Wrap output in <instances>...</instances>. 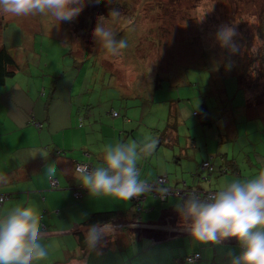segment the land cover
Wrapping results in <instances>:
<instances>
[{"label":"rangeland","instance_id":"374dc122","mask_svg":"<svg viewBox=\"0 0 264 264\" xmlns=\"http://www.w3.org/2000/svg\"><path fill=\"white\" fill-rule=\"evenodd\" d=\"M98 5L101 8L103 5L107 12L113 8L121 13L115 21L108 18L106 26L115 33L116 40L127 37L128 46L112 55L96 45L83 60L73 56L70 45L78 38L84 43L93 40L92 22L85 23L84 30L75 31L74 24L80 25V17L72 23L59 22L51 15L15 16L0 11V47L5 46L19 66L15 74L0 86V121L1 116L5 120L7 113H19L29 97H39L37 93H26L27 88L31 91L44 88L46 96L42 99L48 101L53 121L61 126L65 121L60 115L68 107L67 95L72 88L71 98L75 103L80 102L75 110L89 109L98 116L97 113L108 107L102 120L106 126L110 125L107 112L113 111L112 115L114 112L121 115L128 112L137 123L134 129L139 130L147 142L155 139L159 145L162 141L161 148L154 149L148 167H154L155 174L168 175L171 184L178 180L190 184L186 179H190L196 163L191 159V165L186 167L172 162V148L177 146V138L180 139L179 144L188 149L189 156L195 155L192 147H203L206 141L212 145L215 138L211 132L215 131L217 136V128L223 118L221 101L229 106L232 103L240 113L242 108L237 106L244 103V89L239 88L235 71L221 65L223 50L217 45L215 33L209 35L206 28L211 30L214 25L235 28L236 35L232 38L235 45L234 38L242 33L238 32L240 23H245V27L253 32L255 20L263 21L264 0H101ZM102 12L103 16H108L104 14L105 10ZM210 15L215 22L207 21ZM69 30L70 33L67 32ZM258 42L256 39V44ZM75 60L79 63L78 69L74 68ZM106 71H111L112 76ZM153 80L163 86L153 90ZM221 84L227 89L226 96L224 93L222 97L216 96ZM131 88L136 91L130 92ZM122 92L128 96L120 98ZM203 102L213 106V114L217 117L214 128L201 127L194 115ZM169 111L178 112L177 130H168L164 134L154 131L157 134H152L149 128L165 129ZM222 135L224 138L227 136L226 132ZM224 145L218 144V149ZM234 145L236 151L250 154L253 160V144L239 140ZM255 148L260 157L264 156L263 145ZM229 153L232 155L231 150ZM221 154L219 151L216 161L211 159L215 171L222 164ZM245 169L247 174L253 172L247 162ZM201 187L209 189L208 182L202 183ZM182 223L177 222L178 225ZM142 238L144 241L137 242L141 239L133 236V240L126 239L123 245L119 241L113 242L109 259L118 261L121 253L127 257L114 264H178L175 259L182 258L194 247L201 254V259L195 264H231L233 256H239L243 251L239 242L232 243L231 240L229 243L212 244L199 242L188 235L163 242ZM120 246L124 251L117 250Z\"/></svg>","mask_w":264,"mask_h":264},{"label":"crops","instance_id":"0c3cea01","mask_svg":"<svg viewBox=\"0 0 264 264\" xmlns=\"http://www.w3.org/2000/svg\"><path fill=\"white\" fill-rule=\"evenodd\" d=\"M31 92L37 93L39 97L26 99V104L19 113H7L5 120L1 116L0 198L4 197V200H0V220L5 219L17 206H32L37 210L40 217L38 242L47 251V257L44 260L33 261L32 264H114L127 257L126 254L122 256L120 253L118 261L114 258L109 259L108 254L113 250L111 246L114 241H119L123 245L126 239H130L129 237L133 240V236L141 239L137 242L144 241L142 237H148L154 242H163L180 236H191L184 231L183 223L177 224L178 221H182L179 213L182 203L179 197L169 196L165 202L147 198L143 204L144 211L139 212L132 206L130 200L90 195L75 175L77 162H88L93 167L103 166L104 149L107 145L116 143L128 145L135 142L139 156L137 162L139 178L154 179L164 175L155 174L156 169L148 167L152 161L151 155L156 149L161 148L162 141L151 154L145 155L143 149L147 141L139 134V130L134 129L137 123H134V118L129 116L128 112L124 115L117 112L114 116L111 108V113L107 112L110 115V125L106 126L102 120L103 113L108 107H104L100 114L97 113L98 116L88 110L83 111L79 108L75 110L80 102L75 103L71 98L72 88L67 95L68 107L60 115L65 123L59 126L55 124L48 110V101L42 99L46 96L44 88L41 91L39 88L34 91L26 89V93ZM0 93L2 94V89ZM124 96L128 95L122 92L120 98ZM31 100H34V103ZM80 101L83 102V99ZM230 105L225 118L224 116L222 118L224 125L222 124L221 131L217 133L219 140L215 131L211 132V136L215 138L212 139V145L206 141L203 147H197L198 149L192 147L195 154L193 156H189L188 149L179 144V138L177 146L172 148L174 164L179 166L184 164L187 167L191 165L189 162L191 159L196 163L195 171L190 172V179H186L190 184L187 181L186 183L192 187L205 189L201 184L208 182V190H218L228 182L251 178L264 171V156L260 157L259 151L255 148L259 144L264 146V92L253 99V95L244 91V103L237 106L242 108L241 113L235 110L236 107H233L232 103ZM30 116H34L35 120L41 123L40 128L30 124ZM149 130L153 134L157 129ZM223 132L227 134L225 138ZM239 140L245 144H253V160L250 154L236 151L234 144ZM193 143L195 144V141ZM222 143L225 144L224 147L218 149L217 145ZM230 150L232 155L229 153ZM219 151L222 152V164L214 171L211 181H207L200 165L207 157H213L216 161ZM224 154L226 156H223ZM166 160L168 161L167 157ZM246 162L253 170L250 174L244 171ZM241 163H244L243 167H240ZM221 170L222 173L219 172ZM229 172L231 174H228ZM218 174L222 177H217ZM51 179L57 180L59 184L57 189L50 187ZM168 181L172 186L183 183L178 180L171 184L169 179ZM78 187L85 188L81 199L74 195ZM102 211H117L116 221L96 226L84 224L90 213ZM130 221L143 229L140 230L135 224L126 225ZM93 229L101 234V239L94 246L90 243L89 247L82 249L77 235L81 234L88 239V234ZM109 237L111 239L107 240ZM234 239H226L223 242L229 243L227 240H231L232 243H237L238 241ZM117 250L124 251L122 246ZM195 252L197 251L193 247V250L184 256Z\"/></svg>","mask_w":264,"mask_h":264},{"label":"clouds","instance_id":"9594fccd","mask_svg":"<svg viewBox=\"0 0 264 264\" xmlns=\"http://www.w3.org/2000/svg\"><path fill=\"white\" fill-rule=\"evenodd\" d=\"M100 3L101 0H0V11L15 16L39 13L51 15L59 22H73L86 5ZM120 16L117 9L110 8L107 17H97L91 34L93 41L108 54L115 55L127 47L126 41H117L115 33L106 26L108 18L115 21ZM235 35V28L221 26L216 40L222 48L231 45L235 50L232 44ZM156 145L155 139L145 143V155L151 154ZM138 158L135 142L110 144L104 149L103 166L90 168L88 164H78L75 175L90 195L127 201L140 196L147 187L139 179ZM179 213L185 230L199 242L219 244L235 238L243 251L233 256L231 264H264V171L251 178L228 182L203 198L193 191L183 197ZM39 238L37 210L32 206L13 208L0 220V264H32L44 260L47 251L38 242ZM100 239L101 234L95 229L89 232L88 240L93 246ZM195 260L191 258L188 264H195Z\"/></svg>","mask_w":264,"mask_h":264},{"label":"trees","instance_id":"16d2710c","mask_svg":"<svg viewBox=\"0 0 264 264\" xmlns=\"http://www.w3.org/2000/svg\"><path fill=\"white\" fill-rule=\"evenodd\" d=\"M103 10H105L104 14H108V12L106 11V9L104 8L103 5H102V8H101V5H95V4L86 5L83 12L78 16V17H80V25L74 24L75 31L84 30L85 23L88 24V23L92 22L93 26H95L97 17L100 15H103V12H102ZM78 17L74 21H78ZM253 18L255 20L254 15H253ZM214 19L215 18H213V15H210V16H208L207 21L208 22H215ZM255 22H256V25L253 26V32L250 29L245 27V23H242L243 25L241 23L238 25V32H242V33L239 37L234 38L235 45H236L235 50L232 48L231 45L222 48L219 44H217L218 47L223 50V57L221 59V63H222L221 65L222 66L226 65L227 67H229L230 69L235 71V77L237 78L238 86L243 88L245 92L249 93L250 95H253V99L264 92V11H263V21L262 20L261 21L255 20ZM199 29H200V26H199ZM219 29H220L219 26L214 25V27L211 30L209 27H207L206 31L209 35L211 33H215V35H216V33L219 31ZM67 32L70 33V30ZM120 39L124 40V36H122V38H120ZM120 39L117 38V41H119ZM256 39H258V41H259L257 44H256ZM125 41H126L127 46H128V38L127 37H125ZM253 41H255V43L252 46ZM70 42H72V41H70ZM96 45L98 47H100V45L95 43L93 40L87 41L86 43H84L83 41H80L78 38L77 42L73 41L72 44L70 45V47H71L73 56H75L79 60L80 59L83 60L85 57H87L88 54H90L96 48ZM118 53L119 52H117V54ZM232 55L235 57L234 59H233ZM177 62H179V61H177ZM18 67L19 66L17 64V60L11 55V53L7 50V48L5 46H1L0 47V86H3L5 84L6 79L9 77H12L15 74V72L18 70ZM78 67H79V63L75 60L74 68L78 69ZM106 72L112 76L111 71H106ZM159 77H160V75H158V78ZM159 80H160V78H159ZM152 86H153V90H154L158 87H162L163 85L161 82H157V81L153 80ZM221 86L222 87L216 91L217 95L215 94V91L213 92L216 96L222 97V95L224 93L226 96V93H227L226 90L227 89H226V87H224V84H221ZM129 91L134 93L136 90L131 88V90H129ZM224 103L225 102L221 101V105H220L221 118L223 116L225 118V115L227 113L226 110L231 107V105L229 106V105L224 104ZM212 108H213V106H210L208 103L203 102L199 106V108L194 111V115L198 118V121H199V124L201 125V127H203V128L204 127H208V128L216 127L215 125L217 124V117L214 116ZM87 110H89V109H87ZM114 113H116V112H114ZM172 113H171V111H169L168 121H167L165 129L163 131H159L158 128H156L157 130H154L155 132H158L159 134H164L168 130H177V128H178L177 126L179 125L178 112L172 111ZM30 124H34L37 128L41 127V123H39V121L35 120L34 116H30ZM222 124L224 125L223 121H221L220 127L217 128V131H219V130L221 131ZM192 142H194V141L192 140ZM223 156H226V154H224ZM212 158L207 157L204 161H202V163L200 165V168H201L202 164H204L205 162H208L210 164L211 171L209 173L204 172L205 173L204 179L205 180L208 179L207 181H211V176L213 175V173H215L214 172L215 171L214 170V164L211 161ZM219 172L222 173V170ZM208 175H209V178H207ZM220 176L221 175L218 174L217 177H220ZM159 177H164L166 179V182L163 185V187L165 189H167V188L179 189L181 187V185H180L181 182L179 184H176L175 186L170 185L167 175H160L154 179H146V178L142 179L141 177L139 179L142 182L151 183V182H155L157 180V178H159ZM214 178H216V177H214ZM183 183L187 188H190V189L196 188V187L190 186L189 184H186L185 182H183ZM58 187H59V184H58ZM57 188H52V189H57ZM210 191L214 192L216 190H210ZM146 195L147 196H146L145 200H147V198H154V199L161 201V199L159 197L153 195V193H146ZM2 198H3L2 200H4V197H2ZM6 198H9V196H7ZM167 199H169V197H167L165 201H167ZM0 200H1V198H0ZM129 200L132 202V206L137 210L138 206H137L135 200L133 198H131ZM145 200H144V202H145ZM179 200H181V203H183V198H180ZM144 202L141 203L142 208H143ZM116 214H117V211H102V212L90 213L84 224L85 225L90 224V225L96 226V225H100V224L115 222L116 221L115 219L118 217V216L115 217ZM125 222L126 221H124V223ZM129 223H134V222L130 221ZM77 237L79 239V244H80L82 249L89 247L90 242L88 239H86L81 234L77 235ZM129 238L131 240V237H129ZM109 239H111V238L110 237L107 238V240H109ZM114 242H116V241H114ZM101 243H102V245H105L103 242H101ZM195 254H198V258L195 260V262H196L197 260L201 259V254L199 252H195L191 255L183 256L182 258H177L176 260H178L177 261L178 264H188L187 257L193 256Z\"/></svg>","mask_w":264,"mask_h":264},{"label":"built area","instance_id":"2783aa9c","mask_svg":"<svg viewBox=\"0 0 264 264\" xmlns=\"http://www.w3.org/2000/svg\"><path fill=\"white\" fill-rule=\"evenodd\" d=\"M114 115H116V113H114ZM78 164H88L89 167H93L92 164H89L88 162H77L75 164V170H76V166ZM201 170L203 172H206V173H209L211 171V167H210V164L208 162H205L204 164H202V167H201ZM166 182V179L164 177H159L157 178V180L155 182H151V183H147V182H143L147 185L145 191L138 197H133V199L135 200L138 208H137V211L139 212H142L144 211V209L142 208L141 206V203L144 202V200L146 199V193H153V195L159 197L161 199V201H165L167 197L169 196H176V197H179V198H183V197H186L188 194H190L191 192L195 191L197 193L200 194V196L203 198L206 194L212 192L210 190H205V189H201V188H194V189H190V188H187L185 185H183L182 188H167L165 189L163 187V185L165 184ZM50 187L51 188H57L58 187V182L56 179H51L50 180ZM85 188L83 187H78L76 190H75V197L76 198H80L81 195H82V191L84 190ZM3 198H1L2 200ZM131 224H135V223H129L127 222L126 225H131ZM136 226V224H135ZM138 227L140 230H142L143 228H140L139 226H136ZM186 231V230H185ZM186 233L188 234L189 232L186 231ZM191 258H198V254H195L193 256H189L187 257V261H189Z\"/></svg>","mask_w":264,"mask_h":264}]
</instances>
